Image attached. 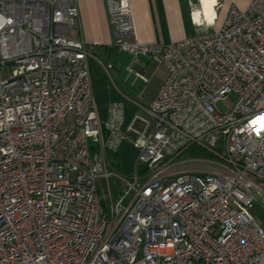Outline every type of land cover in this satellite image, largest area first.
<instances>
[{"label": "built area", "instance_id": "built-area-1", "mask_svg": "<svg viewBox=\"0 0 264 264\" xmlns=\"http://www.w3.org/2000/svg\"><path fill=\"white\" fill-rule=\"evenodd\" d=\"M106 4L115 46L166 69L125 128L111 106L107 147L139 150L132 177L93 151L96 56L73 35L77 0H0V264H264L250 212L264 206V0L173 43L141 42L130 0ZM193 145L218 156L213 171L173 170L202 162L178 159ZM112 179L123 193L107 207Z\"/></svg>", "mask_w": 264, "mask_h": 264}, {"label": "crops", "instance_id": "crops-1", "mask_svg": "<svg viewBox=\"0 0 264 264\" xmlns=\"http://www.w3.org/2000/svg\"><path fill=\"white\" fill-rule=\"evenodd\" d=\"M130 1L133 9L137 36L141 42L173 43L187 37L206 34L219 29L222 26L232 5H236L239 8L244 9L250 4L252 0ZM77 3L80 10V18L79 26L73 30V35L81 38L87 44L91 45V48L95 53L96 58H90L89 60L93 87H95L96 82L93 69L99 70L98 66L99 68H104L103 70L110 77L107 82L101 78L97 88H94L99 117L103 123H106V121H108L110 118L112 104L120 103L123 108L122 127L125 128V126L128 125L132 120V118L129 120V122L126 120L125 99L130 100V97L127 96L124 91L117 86L111 73L112 69L121 71L124 68V65L117 61L119 56H116L115 54L118 51L120 54H122V52H125V50L119 49L115 46V27L109 19L106 0H77ZM140 55L148 56L158 64L162 66L164 65L149 54H139L138 56L133 55V65L131 66L127 64V68L129 70H133V68L136 69V74L144 80V83H147L149 78L144 74L146 67L137 61V58ZM102 57H106L108 61L105 62ZM164 70L165 76L163 82L166 78L165 66ZM163 82L161 83L160 88ZM99 90H103V101L107 105L105 119H102V110L98 103L97 93ZM155 96L156 95H154V97ZM105 127V132L108 133L109 129L104 124V128ZM124 142L130 143L129 141H123L115 150V152L122 144H124Z\"/></svg>", "mask_w": 264, "mask_h": 264}, {"label": "rangeland", "instance_id": "rangeland-1", "mask_svg": "<svg viewBox=\"0 0 264 264\" xmlns=\"http://www.w3.org/2000/svg\"><path fill=\"white\" fill-rule=\"evenodd\" d=\"M115 55L119 56V59L117 61L124 65V68L121 71H117L116 69L111 70L112 76L115 79L117 86L122 89L124 93L130 97V99H135L142 103L150 104L154 95H156L158 89L160 88L161 83L163 82L165 76L164 66L158 64L154 60L150 59V57L148 56L140 55L137 58V61L146 67L144 74L149 78V81L147 83H144V80L136 74V69L133 68V70H129L127 68V64L131 66L133 65L134 56L132 54L126 51L120 54V52L118 51ZM102 59L105 62L108 61L106 57H102ZM98 69L99 70L93 69V74L96 77L94 88H97V86L99 85V80H101V78H103L105 82L110 79L109 75L103 70L104 68L102 69L98 66ZM102 92L103 90H99V92L97 93V97L98 103L102 110V119H105L107 113V105L103 101L104 94ZM230 98L233 102L236 101L235 95H230ZM125 102L126 120L129 122V120L133 117L135 111L138 110V108L136 105H134L131 100L125 99ZM262 103L264 104V100ZM219 106L222 109H226V106H224L222 103H219ZM100 122V133L96 134L92 140L93 151L98 154L103 153V155L107 158L109 153L112 152V154H110V159L115 165L113 167L119 173L128 177H132L135 173V164L139 150L136 149L133 144H130L128 142H124V144H122L116 152L115 150H112L111 148L107 147L106 139L109 135V132L106 133V127L104 128V124L107 126V121L106 123H103L100 118ZM192 157H198L199 159L203 160L201 163L196 160H188L181 164L175 165L173 167V170H194L199 172H211L213 171L214 167L208 161L219 160L217 155L197 145H193L187 150H185L183 153H181L178 159H187ZM140 168L141 167L139 166V169ZM111 186L112 195L108 193L107 187H105V191H103L105 194V204L107 207H110L112 203L116 200V198L123 193V186L121 182L112 179ZM250 212L255 217L256 221L264 227V206L256 203L253 207L250 208Z\"/></svg>", "mask_w": 264, "mask_h": 264}, {"label": "trees", "instance_id": "trees-1", "mask_svg": "<svg viewBox=\"0 0 264 264\" xmlns=\"http://www.w3.org/2000/svg\"><path fill=\"white\" fill-rule=\"evenodd\" d=\"M110 154H112V152L109 153V155H108V159H109V161H110L111 166L113 167V166H115V165H114V163H113V162L111 161V159H110Z\"/></svg>", "mask_w": 264, "mask_h": 264}]
</instances>
